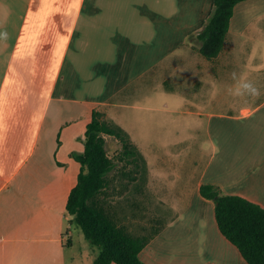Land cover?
<instances>
[{
    "label": "crops",
    "instance_id": "crops-1",
    "mask_svg": "<svg viewBox=\"0 0 264 264\" xmlns=\"http://www.w3.org/2000/svg\"><path fill=\"white\" fill-rule=\"evenodd\" d=\"M213 4L0 0V33H7L0 38V264L92 263L98 248L84 235L79 246L66 242V201L79 171L70 153L83 150L94 108L114 122L115 107H156L157 89L165 107L196 117L208 154L180 196H166L149 169L145 193L174 211L159 227L133 232L124 205L120 223L151 235L139 253L147 264H248L219 231L215 203L199 188L211 183L264 208V92L251 97L245 87L264 89V0L237 3L222 50L206 58L196 34ZM173 81L185 89L177 99ZM205 88L206 104L198 100ZM236 98L261 100L232 105ZM114 123L147 156L129 128ZM152 160L148 155L149 168Z\"/></svg>",
    "mask_w": 264,
    "mask_h": 264
},
{
    "label": "trees",
    "instance_id": "trees-1",
    "mask_svg": "<svg viewBox=\"0 0 264 264\" xmlns=\"http://www.w3.org/2000/svg\"><path fill=\"white\" fill-rule=\"evenodd\" d=\"M243 0H214L213 9L203 28L196 34L199 51L206 58L216 56L223 48L234 6ZM114 136L121 149L109 155L104 135ZM58 139V143H59ZM83 150L72 151L79 163L75 185L70 189L66 212L70 222L78 224L89 243L98 248L91 264H147L139 253L150 234L132 233L111 210L106 196L110 172L127 174L123 166L139 167L141 154L125 130L107 121L97 108L91 113L82 139ZM202 196L214 201V217L221 234L234 244L248 264H264V208L244 197L223 194L211 183L200 185ZM67 243L71 242L70 237Z\"/></svg>",
    "mask_w": 264,
    "mask_h": 264
},
{
    "label": "rangeland",
    "instance_id": "rangeland-1",
    "mask_svg": "<svg viewBox=\"0 0 264 264\" xmlns=\"http://www.w3.org/2000/svg\"><path fill=\"white\" fill-rule=\"evenodd\" d=\"M158 70L157 66V72ZM169 86L173 88L170 89L173 90V98L179 96L181 92H185L181 83L176 81L169 82ZM263 92L264 89L260 93L262 94ZM162 96V89L160 91L157 89L153 100L156 107L151 110L113 108L114 122H121L124 126H127L129 128L128 131L137 139L139 146L143 147L147 156L153 157L149 168L147 156L137 148L142 157L139 160V167H135L134 164H125L123 168L127 174L124 176H117L119 171L116 170L119 167L122 168L121 166H118L115 171L109 174V176H114L110 180L107 189L108 195L106 199L108 204L111 206V210L117 209L118 205H124L127 208L126 213L129 217L131 216L129 218V227L133 232H141L144 227V232L149 233L167 220L169 212H174L172 210L163 211L160 205L151 201L153 197L149 196L147 191L145 193V187L149 181V169L157 180L162 181L163 185L165 184L163 188L167 192L166 196H169V193H178L180 196L183 189L186 187L191 188L192 186L191 170L199 168L208 154L209 146L206 136L202 135V132L195 130L196 117L180 112L179 109H168L163 104L164 98ZM198 100H202L201 102L203 103H209L211 101L210 91H206L205 88L203 97ZM230 100L232 105H239L243 102H257L261 99L236 98ZM202 117L204 118V116ZM103 118L114 123L105 113ZM150 133V137L147 136ZM105 136L107 138L106 150L109 155H113L121 149V145L114 136L107 134ZM134 187H142L144 194L138 193L134 195L132 193ZM132 201L137 203L138 206H135ZM142 205L145 208H142ZM146 205L150 208H146ZM71 231L72 236L70 238L75 245L79 246L81 240L79 237L83 235L80 226L73 222ZM69 247V244H67L65 247L66 251Z\"/></svg>",
    "mask_w": 264,
    "mask_h": 264
},
{
    "label": "clouds",
    "instance_id": "clouds-1",
    "mask_svg": "<svg viewBox=\"0 0 264 264\" xmlns=\"http://www.w3.org/2000/svg\"><path fill=\"white\" fill-rule=\"evenodd\" d=\"M7 37V33H0V38H6ZM234 75V73H233ZM246 89L248 90V93L251 97H259L260 96V90L257 87H254L252 84L250 83H246L245 85Z\"/></svg>",
    "mask_w": 264,
    "mask_h": 264
}]
</instances>
